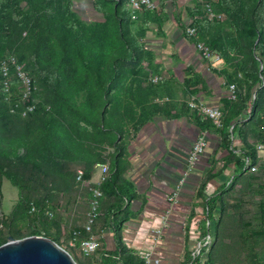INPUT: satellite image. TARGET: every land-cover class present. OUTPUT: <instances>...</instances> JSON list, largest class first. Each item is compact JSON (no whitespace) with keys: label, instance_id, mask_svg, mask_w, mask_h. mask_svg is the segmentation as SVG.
I'll use <instances>...</instances> for the list:
<instances>
[{"label":"trees","instance_id":"16d2710c","mask_svg":"<svg viewBox=\"0 0 264 264\" xmlns=\"http://www.w3.org/2000/svg\"><path fill=\"white\" fill-rule=\"evenodd\" d=\"M22 3H25V7H22ZM127 4L128 0H94V9L102 14L103 20L87 22L73 9L72 0H0V152L5 144L9 147L6 153L12 156L20 155L21 151L28 153L30 149L39 152L38 146L47 142L49 148L46 156L49 159L51 142L59 145L65 153H71L75 161L88 164L81 168L85 177L90 178L95 171V164L104 162L103 154L98 152L100 147L110 145L115 152L121 149L120 139L129 132L130 127L135 128L145 120L143 113L146 108H152L154 98L166 94L173 86V81L164 75L161 81H152L148 88H144L140 81L136 82L138 79L133 78L141 74L142 69L126 68V64L137 62L145 52L130 32L132 12ZM215 5L219 11L223 10L222 6L225 7L229 26L239 37L247 40L254 66L250 91L241 86L236 76H226L227 84H235L237 97H228L223 101L224 126L218 128L224 139L230 141L236 127H240L246 150L238 158V162L240 169L244 171L246 158H250L253 163L258 161L255 143L248 142L245 136L252 131L256 137L259 135L260 140L263 134L264 69H260L259 64H264V0H216ZM198 9L199 18L193 21L197 35L190 37L185 34L193 42L206 40L211 44L225 61L226 67L218 70L224 76L229 54L233 50H239L238 43L227 32L224 36L220 35L224 30V23L219 20L209 21L203 7ZM208 35L211 37L210 41ZM18 48L27 50L31 68L52 95V105L39 101L35 110L26 117L21 113L25 104L21 100L19 80L12 76L9 90L6 91L1 74V62L7 56L14 54L22 64L15 54ZM148 58V63L151 64L152 53ZM126 71L132 75L127 89L123 83ZM197 86L193 79L185 80V88L191 97L197 93ZM8 94L13 97L11 102L5 100V95ZM35 95L33 93V99ZM187 105L189 106L188 103ZM193 110L200 117L201 123L214 126L209 118L197 109ZM58 114L68 115L69 119L63 120ZM9 115L19 118L36 116L40 124L34 125V121H30L21 127L15 125L14 130H10L6 125H1V121ZM126 123H130V127ZM115 152L110 163H113ZM114 170V165H109L111 175L101 185V213L94 229L102 214L104 194L116 192ZM3 171L8 179L20 186L13 173ZM75 182L81 185L76 180V173ZM84 188L90 199L89 189ZM118 195L117 207L123 200V193H117ZM31 206L33 207L32 204ZM216 230L217 223L215 232ZM87 236L83 229L75 241L80 245ZM198 258L190 255L191 264ZM206 260L210 262L209 251ZM96 262L143 264L141 257L129 255L121 249L97 258Z\"/></svg>","mask_w":264,"mask_h":264},{"label":"crops","instance_id":"0c3cea01","mask_svg":"<svg viewBox=\"0 0 264 264\" xmlns=\"http://www.w3.org/2000/svg\"><path fill=\"white\" fill-rule=\"evenodd\" d=\"M165 56L157 53L159 60ZM188 60L191 69L170 65L157 73L167 79L176 76L175 81L169 79L173 81L169 93L154 98L152 108L143 113L145 120L135 128L130 127L120 139V150L115 152L113 148L115 157L108 165H114L116 192L104 194L102 214L95 227L101 256L121 249L140 257V252L146 249L160 260L158 264H191L189 258L190 255L195 258L198 243L206 234L211 237L215 234L225 195L230 192L237 195L243 188L254 197V192L264 185L262 169L255 173L240 169L238 158L246 150L240 127L227 141L218 128L201 123L197 113L187 105L191 95L185 88V80L195 73L202 76L204 84L197 86L198 100L223 105L229 95L228 84L216 71L226 67L224 59L219 69L212 68L193 48ZM200 135H204L206 146L197 163L189 168L188 155ZM245 138L252 143L256 140L252 131ZM100 174L95 169L93 179L97 180ZM8 182L2 183L5 195L12 185ZM178 184V197L170 203L168 197ZM117 193H123L119 207ZM161 227L162 237L155 241L154 229Z\"/></svg>","mask_w":264,"mask_h":264},{"label":"rangeland","instance_id":"374dc122","mask_svg":"<svg viewBox=\"0 0 264 264\" xmlns=\"http://www.w3.org/2000/svg\"><path fill=\"white\" fill-rule=\"evenodd\" d=\"M92 1L94 2V0H72V7L87 22L103 20L102 14L94 9ZM153 1L156 4L153 11L141 10L135 14L132 13L130 32L145 52L137 62L125 65L127 69L131 67L142 69V73L133 78L138 79L136 82L140 81L144 88L151 85L153 75L164 71L170 65L184 67V69L192 68L188 57L192 55L195 47L194 42L187 38L185 27L199 18L198 8L203 7L201 0ZM22 7H25V3H22ZM222 8L224 18L219 21L225 25L220 35L224 36L227 32L234 36L239 49L230 52L224 79L227 80V77L234 75L241 86L250 91L249 85L253 80L251 71H254V66L248 42L239 37L229 26L227 10L224 6ZM210 39L208 35V40ZM150 53L153 55L151 64L148 63ZM157 53L166 56L159 60ZM15 54L21 59L22 68L34 80L33 93L36 95L31 100L36 105L39 101L52 105V95L41 84L31 68L27 50L18 48ZM259 68L264 69L262 62ZM247 69L250 71L248 72ZM131 77L132 75L127 71L124 73V88L127 89ZM168 79L175 81L176 76L173 75ZM186 79H193L199 86L202 84V76L197 73L187 76ZM12 99V95H5L6 101L11 102ZM2 105L5 106V103ZM63 115L58 114L63 120L69 119L68 115ZM30 121H34V125L40 124L36 116L19 118L9 115L1 121V125L14 130L15 125L21 127ZM127 125L130 127V123ZM8 129L7 133L10 136ZM258 139L259 135L253 143H256ZM49 143L51 145L49 159L46 156L49 148L47 142L38 146L39 152L30 149L28 153L21 151L18 156L6 153L9 147L3 144L4 149L0 152V242H7L10 237L18 239L29 235H42L53 239L68 250L78 264H89L101 258L102 254L97 252L93 257L85 256L80 245L72 237L75 235L74 232H77V235L83 232V216L89 208L87 190L75 182V173L77 169L88 164L75 161L71 153H65L59 145ZM98 152L103 154L104 162L102 163L106 164L111 161L114 153L110 145L100 147ZM3 169L16 176L19 187L15 181L4 175ZM4 180H9L12 184L11 189L6 191V195L2 192ZM254 193V197H250L247 189L242 188L237 195L231 192L225 195L223 210L217 220L216 234L212 236L211 244L203 247L196 255L199 258L194 261V264H264V185ZM31 204L33 207L34 205L38 207L36 206L37 208L33 210ZM95 233L98 235L96 231ZM208 251L210 262L206 260ZM204 254H206L205 260H203Z\"/></svg>","mask_w":264,"mask_h":264},{"label":"built area","instance_id":"2783aa9c","mask_svg":"<svg viewBox=\"0 0 264 264\" xmlns=\"http://www.w3.org/2000/svg\"><path fill=\"white\" fill-rule=\"evenodd\" d=\"M203 2V9L206 19L209 21L221 20L224 18V13L219 11L215 5L216 0H201ZM128 7L133 14L141 10H154L156 4L153 0H128ZM133 17H135L133 15ZM185 33L190 37H195L197 35V29L193 22L189 23L185 27ZM195 49L200 53L201 57L206 60L212 68H220L223 64V58L210 46L209 43L203 40H196L194 42ZM1 74L4 78V86L6 91L9 90L10 82L12 76H15L19 82L22 91L21 100L24 103L22 109V115L26 116L33 112L36 108V103L30 102L34 90V80L32 77L22 68L18 59L14 55L7 56L1 62ZM164 78L163 74H155L151 77L153 82L161 81ZM264 84V80H263ZM229 95L231 99L237 97L236 86L231 83L228 84ZM189 106L193 109H197L201 114L209 118L213 125L217 128H222L224 126V111L222 106H216L212 104H207L203 101L198 100L195 95L191 97L188 102ZM262 120H263V134L262 138L255 143V148L257 150L258 161L253 163L250 158H246V166L244 168L245 172L255 173L260 169L264 172V106L262 109ZM206 146V139L204 135H200L193 143L192 149L188 155V166L192 168L199 160L201 154L204 152ZM95 169L100 170V177L95 180L93 177L86 178L82 168L76 171V180L83 187H86L90 191L89 208L84 216L83 229L87 233V237L81 241L80 247L85 256L93 257L99 251L100 239L94 231V225L96 224L97 218L99 217L101 210V198L103 197V191L101 185L103 181L109 175V165L106 163H96ZM180 190V184L177 185L176 189L169 195L168 200L170 203L175 202ZM35 210V207H32ZM166 223V220H164ZM73 240L77 236V232H74ZM162 237V227L154 229L153 239L158 241ZM211 235L208 234L202 241L198 243L197 248L194 250V254L200 253L203 247H207L211 244ZM140 257L143 260V264H158L159 259L152 256L150 250H142L140 252ZM91 264H98L96 261H92Z\"/></svg>","mask_w":264,"mask_h":264},{"label":"water","instance_id":"95a60500","mask_svg":"<svg viewBox=\"0 0 264 264\" xmlns=\"http://www.w3.org/2000/svg\"><path fill=\"white\" fill-rule=\"evenodd\" d=\"M0 264H78L71 253L42 235L10 237L0 245Z\"/></svg>","mask_w":264,"mask_h":264}]
</instances>
